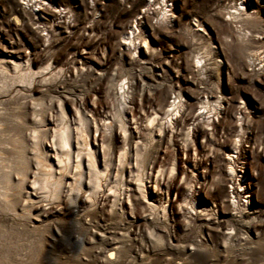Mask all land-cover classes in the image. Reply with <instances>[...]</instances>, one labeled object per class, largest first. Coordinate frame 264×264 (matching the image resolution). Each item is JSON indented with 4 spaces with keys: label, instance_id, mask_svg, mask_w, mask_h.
I'll list each match as a JSON object with an SVG mask.
<instances>
[{
    "label": "rangeland",
    "instance_id": "1",
    "mask_svg": "<svg viewBox=\"0 0 264 264\" xmlns=\"http://www.w3.org/2000/svg\"><path fill=\"white\" fill-rule=\"evenodd\" d=\"M133 36L136 48L129 43ZM12 60L20 70L29 68L31 79L13 76ZM2 64L8 72L0 73V264H183V247L202 238L215 249L187 258L195 264H264V0H168L167 6L164 0H0ZM123 77L134 82L138 117L168 108L179 88L185 127L206 112L200 102L206 96L221 106L196 120L207 135L198 133L186 153L176 147L184 143L182 134L173 143L159 146L154 140L149 147L147 160L156 156L154 174L159 171L151 201L160 209L168 200L167 217L152 215L138 196L131 198L136 216L131 229V216L120 217L121 209L98 219L102 211L94 209V215L88 208L89 225L99 220L112 238L101 244L100 227L94 225L90 237L85 216L70 215L72 207L48 191L73 173V166L58 168L52 130L59 105L68 117L79 108L78 99L86 111L111 110V86ZM106 140L104 148L112 150L107 170L103 147L98 146L99 155L95 151L104 183L96 186L104 191L116 184L111 170L121 151L116 141L106 146ZM89 143L97 148L93 132ZM76 149L73 140L72 157ZM86 158L91 157L83 158L88 190ZM174 162L178 169L169 174ZM124 166V176L133 174L134 183L135 157ZM32 179L38 181L34 187ZM184 199L194 205L192 214ZM42 204L51 209L49 215L28 213L30 205ZM61 206L68 208L63 215L56 211ZM209 210L215 218L209 219ZM144 242L153 251L137 256L135 248ZM100 248L103 253L96 254Z\"/></svg>",
    "mask_w": 264,
    "mask_h": 264
},
{
    "label": "bare ground",
    "instance_id": "2",
    "mask_svg": "<svg viewBox=\"0 0 264 264\" xmlns=\"http://www.w3.org/2000/svg\"><path fill=\"white\" fill-rule=\"evenodd\" d=\"M164 1L167 6L168 0H164ZM91 4H93V1H91ZM162 11L163 14H165L164 12L165 10ZM133 41H134V36L132 37V40H130L129 42L132 43V45L134 46L135 44ZM134 48L136 47L134 46ZM200 59L201 57H198V60ZM27 61H28L27 64L29 65V58ZM11 64L13 65L12 68L15 67L13 71V76L17 78L24 77L25 79H31L30 76L33 73L29 68L27 70H20V68H18V66H20V63H18L16 60H12ZM6 65L2 64V67L0 68L1 74H7L8 71H6L7 69ZM133 84L134 82L128 77L117 79L111 86L112 96L114 97V102L111 103L112 108L110 110V106L109 107L107 106V110L104 111L102 110L101 115L96 114V112L91 109H88L86 111L85 107L81 105L82 99H78L80 101V104L78 103L79 108H75L72 117H68L65 109H63L62 105H59L58 107V111L60 112L59 120L58 123L56 124V127L52 130L54 137L53 139H55L56 141L53 142L52 140L51 146L54 147L53 153L56 156V163L58 165V168L68 169L73 166L72 169L73 173L71 180L66 181L63 178L62 181L60 180V184H58L59 182L56 183L53 189H50L48 191H50L49 193L55 192L56 196H58V198H61L63 202L67 204V206H69L70 208L72 207L70 210V215L77 217V219L80 218L79 216H85V222L87 223L85 228L89 232L90 237H92L94 232H96V230H94L93 228L94 225L96 228L100 227L101 232H98V241L101 244H107V243L111 244L112 238L110 237V234L108 236V234L105 233L106 226L103 223L101 224L98 223L99 220H97L94 223L93 227L89 225V222H87L88 208L89 207L93 208L91 209L95 213L94 215L98 213V211L94 209H100V211H102L100 216L97 215L96 218L98 219H101L103 215L111 217L112 214L116 213V209L118 210L121 209L120 211H122V216L121 214H119L120 217L125 218V216L126 217L131 216V218H129V221L127 223L129 225L128 228L131 229L132 227L131 225L136 223V216L134 215V210H133L134 207L131 198L133 200H137V196H138V198L147 201L148 207L150 208L152 215L158 216L159 214H161L165 217L167 215V205L169 204L168 200H166V202L163 201L160 204V209L159 206H157L151 201V199L155 198L158 193L156 188L153 186L158 183L159 171L156 170V173L154 174V168L157 163L156 156H154V159L152 161L147 160L150 157L149 156L150 145H152L154 140L155 142L157 141V144L159 146H161L162 144L167 145L169 141L173 143L174 140H177L176 137L182 134L186 136L184 137L185 138L184 143H182V146L179 145L176 147L186 153L187 150L190 147H192L193 141L196 139L195 137H197L198 133H202L203 137L207 135L206 132L203 131V129L197 125L196 120L201 119L205 113H208L210 109H217L218 107L221 106L220 101L215 99L216 97H214L213 100H210L206 96L204 100L200 101L203 104V107L206 108V112L203 113L202 111L197 113L195 117L190 118L191 119L190 124L187 127H185L183 126V123L185 122L186 118L185 117L180 118L181 109L184 108L185 104L179 99V97L182 96L181 88H179V90H176L177 94L174 97V99H172L168 103L167 105L168 108H164V109L161 108L160 110L157 111L152 109L151 111L146 112V114L143 115V117L142 116L138 117L136 114L137 113L141 114V111L134 114L135 106H133L134 100L132 97L133 87H134ZM115 106L117 107L116 114H114L112 111L113 107ZM158 111L160 112V114H158ZM92 132H93L94 144H96L97 148L95 146L94 147L91 146V143H89V137L91 136ZM163 135H168L167 141L162 140L161 137ZM105 138L108 140V141L106 140L108 142L106 143V146H109L110 144H113L116 141V143H118L119 149H121V151H119L117 156L118 164L115 166V169L112 167L111 170V173H114V170L116 171L114 173V176H116L114 178L116 179L113 180V182H116V184L113 186H109L108 191H104L99 188L104 183H102V178H101L102 175H100L96 170L97 168L96 158L97 155H99V149H98L99 145L103 147L101 148L102 150L101 160L104 163L105 166L104 168L106 170L108 169L107 167L108 163L107 162L105 163V160L107 155H109L112 150H110V147L109 148L106 147L107 149L104 148L103 144ZM73 140L76 141V145H77V149L75 152L76 155H74V157L71 156V152L68 150L69 146L71 147L73 145ZM55 144L62 149L60 150L57 147L60 150V152L55 149L56 148ZM95 151L97 152V155ZM57 152L59 153L57 154ZM86 154H88L91 157V158H86L87 163L85 162L88 173V177H87L88 187H89L88 190L84 189L83 187L85 184L84 181L85 178L83 176L86 173V171L83 169L84 168L83 158L84 156H86ZM132 156L135 157L136 165L138 167L136 173V179L134 183L131 180L133 174L128 175V178L124 176V171H125L124 165L126 162H129L131 160ZM228 157L232 158V155H229ZM43 160H45V158ZM62 163L64 164V167L62 166ZM40 166H43L45 169H47L46 171L48 172L50 171V166L48 165L47 162L40 163ZM177 169L178 168L175 166V162H174L173 167L171 166L169 170V174L170 172L175 173ZM228 170L230 175L232 174L233 176L235 175L234 174L235 169L232 166H230ZM6 174H8V172H6ZM183 175L186 176V173H184ZM91 176H93L92 180L90 179ZM50 179H52V177ZM118 179L119 181H117ZM145 179H147V181ZM31 181H32L31 182L32 187H34L37 184L36 182H38L35 179H32ZM40 182L42 187H44L43 189L48 187L45 179ZM96 185L98 186L100 185V186L98 187ZM62 186H64L63 188L66 187L65 190L62 189ZM172 187L173 185L171 181V189ZM82 191H85V193L87 192V195L85 194L84 196L82 194ZM25 193H26L25 194L26 198L24 200L26 201L25 205H27L28 204L27 199L30 198V191H26ZM184 200H185L184 208H187L188 212L192 214L193 211H195L194 205L187 206L188 203L186 202L187 199ZM233 203L235 205V202ZM43 205L45 204H42V206H35L34 209H33L34 206L30 205L29 208L31 210L30 209L28 210H30L31 212L28 213L33 214L34 216H38L40 214H45V216L49 215L51 209ZM85 205H88L87 209L83 207ZM65 209L67 210L68 208H64L61 206L56 211H60V214L63 215V211H65ZM206 214L210 215L209 219L211 218L213 219L216 217L214 215L215 213H213V211L211 210H209V212H207ZM142 216L145 219L143 218L140 219L147 221L148 216L147 215H142ZM34 226L36 225L32 221V227ZM183 248L184 250L182 253L186 255L182 261L183 264H195L193 260H189L187 258L190 257L194 258L196 256H201L204 250L208 251L209 249L210 250L215 249L214 246H210L207 243L206 238L198 239L196 240L195 243H192L190 247L188 246ZM151 249L152 248L149 246V243L144 242L141 243L140 246H138V248H135V250L137 251L135 252L137 253V256L138 255L143 256V254L141 253H145V252L148 253V251L149 252L153 251V249L152 250ZM101 253H103L102 248L96 251V254H101ZM125 262L126 261H121L120 264H126Z\"/></svg>",
    "mask_w": 264,
    "mask_h": 264
},
{
    "label": "built area",
    "instance_id": "3",
    "mask_svg": "<svg viewBox=\"0 0 264 264\" xmlns=\"http://www.w3.org/2000/svg\"><path fill=\"white\" fill-rule=\"evenodd\" d=\"M30 5H32V4H30ZM34 5H36V4H33L32 6H34Z\"/></svg>",
    "mask_w": 264,
    "mask_h": 264
}]
</instances>
